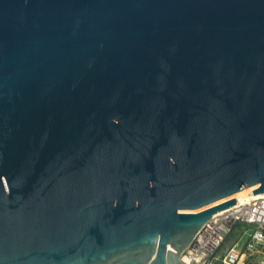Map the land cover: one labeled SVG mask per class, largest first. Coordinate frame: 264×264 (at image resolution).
<instances>
[{
  "label": "water",
  "instance_id": "1",
  "mask_svg": "<svg viewBox=\"0 0 264 264\" xmlns=\"http://www.w3.org/2000/svg\"><path fill=\"white\" fill-rule=\"evenodd\" d=\"M253 187L264 0H0V264H185Z\"/></svg>",
  "mask_w": 264,
  "mask_h": 264
},
{
  "label": "built area",
  "instance_id": "2",
  "mask_svg": "<svg viewBox=\"0 0 264 264\" xmlns=\"http://www.w3.org/2000/svg\"><path fill=\"white\" fill-rule=\"evenodd\" d=\"M229 200V199H227ZM235 225L253 226L249 233V248L264 245V198L239 201L216 213L203 225L191 245L181 256L185 264H240V252L231 247L222 257L217 251Z\"/></svg>",
  "mask_w": 264,
  "mask_h": 264
},
{
  "label": "rangeland",
  "instance_id": "3",
  "mask_svg": "<svg viewBox=\"0 0 264 264\" xmlns=\"http://www.w3.org/2000/svg\"><path fill=\"white\" fill-rule=\"evenodd\" d=\"M252 230L253 226L235 225L219 247L216 256L222 257L227 249L235 247L240 252V264H264V245H257L254 248L248 246L249 233ZM214 264H220V262H214Z\"/></svg>",
  "mask_w": 264,
  "mask_h": 264
},
{
  "label": "bare ground",
  "instance_id": "4",
  "mask_svg": "<svg viewBox=\"0 0 264 264\" xmlns=\"http://www.w3.org/2000/svg\"><path fill=\"white\" fill-rule=\"evenodd\" d=\"M254 189H255V187L249 188V189H245V190H243L241 192H238V193L234 194L232 198H235V199H237L239 201L264 198V194L263 195H253L252 191ZM224 201H226V199L218 201L215 204H219V203L224 202Z\"/></svg>",
  "mask_w": 264,
  "mask_h": 264
}]
</instances>
